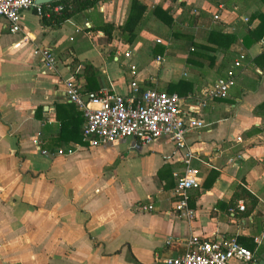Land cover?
Masks as SVG:
<instances>
[{
    "label": "crops",
    "instance_id": "0c3cea01",
    "mask_svg": "<svg viewBox=\"0 0 264 264\" xmlns=\"http://www.w3.org/2000/svg\"><path fill=\"white\" fill-rule=\"evenodd\" d=\"M138 1L130 42L120 25L131 0H98L55 25L30 6L16 32L0 17V264H164L188 239L219 236L248 248L249 264L264 259V0ZM210 30L233 36L225 50L196 47L212 45ZM39 47L56 58L54 71L43 69ZM85 63L97 92L124 94L133 78L183 100L234 70L227 96L198 104L204 124L184 135L199 181L188 189L190 218L172 207L183 148L164 136L93 145L82 137L64 80L83 90ZM237 183L255 196L251 208L232 195ZM147 202L153 210L138 209Z\"/></svg>",
    "mask_w": 264,
    "mask_h": 264
},
{
    "label": "built area",
    "instance_id": "2783aa9c",
    "mask_svg": "<svg viewBox=\"0 0 264 264\" xmlns=\"http://www.w3.org/2000/svg\"><path fill=\"white\" fill-rule=\"evenodd\" d=\"M44 5L42 8L34 0H0V17L5 20L9 31H20V14L23 9L34 6L38 16L61 9L59 3L47 2ZM191 12L195 13L196 10L192 8ZM33 51L39 54L45 71L55 70L56 58L48 48L39 47ZM123 54L128 56L130 51L126 50ZM233 65H239V60L235 59ZM128 66L132 76L134 65ZM234 82L235 72L228 67L223 75L216 77L199 95L183 100L177 93L163 88L141 89L131 78L128 82L129 90L124 94L101 91L84 101L75 79L68 77L64 80V94L82 113L80 134L89 145L122 137H133L140 143H147L164 136L175 147L183 148L186 166L183 173L174 174L172 207L179 216L190 218L193 210L188 206V189L198 187L199 181L188 167L193 152L186 146L184 135L187 130L204 124L197 105L204 104L206 99L227 96L228 88ZM236 206L240 210L244 208L241 200L237 201ZM137 207L142 211L154 209L151 202L140 203ZM186 244L188 247L184 252L164 256L161 261L164 264H234L233 260H236L247 264L252 259V252L234 237L188 239Z\"/></svg>",
    "mask_w": 264,
    "mask_h": 264
},
{
    "label": "trees",
    "instance_id": "16d2710c",
    "mask_svg": "<svg viewBox=\"0 0 264 264\" xmlns=\"http://www.w3.org/2000/svg\"><path fill=\"white\" fill-rule=\"evenodd\" d=\"M98 0H54L51 3L61 4V9L58 12H50L48 15H41L42 22L55 25L63 21L68 16L74 14L75 12L93 6ZM42 8L45 7L44 4H40ZM144 9V5L138 0H131L128 14L124 22L120 25L121 37L125 42H130L136 33V25L140 19L141 13ZM98 28L102 29L104 33L109 35L111 25L109 23H104L98 25ZM259 31L257 28L254 33ZM233 36L227 33H217L216 31H211L208 34L207 41L211 42L212 45L208 43H194L197 46L205 50H214L215 48L225 50L228 42L232 40ZM83 76L86 79V85L80 92H92V94L98 93L96 87L91 86V81L94 80V71L88 63L83 66ZM232 195L235 197H240L242 200L247 201V204L251 208L255 204V196L251 194L245 187L237 183L234 185V190ZM244 205V204H243ZM249 264V263H247Z\"/></svg>",
    "mask_w": 264,
    "mask_h": 264
},
{
    "label": "water",
    "instance_id": "95a60500",
    "mask_svg": "<svg viewBox=\"0 0 264 264\" xmlns=\"http://www.w3.org/2000/svg\"><path fill=\"white\" fill-rule=\"evenodd\" d=\"M53 0H34V3L36 4H44L47 2H51ZM91 96V94H85L82 96L83 100L86 101L89 97ZM251 264H264V259H260L258 260L256 263L252 262Z\"/></svg>",
    "mask_w": 264,
    "mask_h": 264
}]
</instances>
